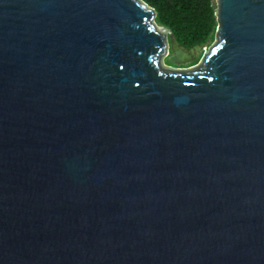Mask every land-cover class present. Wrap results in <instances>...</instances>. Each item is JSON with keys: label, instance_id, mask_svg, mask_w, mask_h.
<instances>
[{"label": "water", "instance_id": "obj_1", "mask_svg": "<svg viewBox=\"0 0 264 264\" xmlns=\"http://www.w3.org/2000/svg\"><path fill=\"white\" fill-rule=\"evenodd\" d=\"M196 68L141 0H0V264H264V0H216Z\"/></svg>", "mask_w": 264, "mask_h": 264}, {"label": "trees", "instance_id": "obj_2", "mask_svg": "<svg viewBox=\"0 0 264 264\" xmlns=\"http://www.w3.org/2000/svg\"><path fill=\"white\" fill-rule=\"evenodd\" d=\"M155 12V22L185 49L213 43L216 0H141ZM202 56L192 62L197 64Z\"/></svg>", "mask_w": 264, "mask_h": 264}, {"label": "rangeland", "instance_id": "obj_3", "mask_svg": "<svg viewBox=\"0 0 264 264\" xmlns=\"http://www.w3.org/2000/svg\"><path fill=\"white\" fill-rule=\"evenodd\" d=\"M157 28L159 29L160 33L165 34V30H163L161 28V26L157 25ZM166 39H167V43H169V44H171V42L173 41V39L171 38V36L169 34L166 35ZM211 45L212 44H210L209 46H207V45L200 46L199 50L193 49L191 53H188L187 58L182 63H169V62H167V57L163 58V60H162L163 65L165 68H167L169 70H173V71H179V70L186 71V70H189L190 68H196L199 63L191 66L192 62L195 61L199 56L204 57L208 53Z\"/></svg>", "mask_w": 264, "mask_h": 264}, {"label": "flooded vegetation", "instance_id": "obj_4", "mask_svg": "<svg viewBox=\"0 0 264 264\" xmlns=\"http://www.w3.org/2000/svg\"><path fill=\"white\" fill-rule=\"evenodd\" d=\"M169 52H170V44H169Z\"/></svg>", "mask_w": 264, "mask_h": 264}, {"label": "bare ground", "instance_id": "obj_5", "mask_svg": "<svg viewBox=\"0 0 264 264\" xmlns=\"http://www.w3.org/2000/svg\"><path fill=\"white\" fill-rule=\"evenodd\" d=\"M158 31H159V29H158Z\"/></svg>", "mask_w": 264, "mask_h": 264}]
</instances>
